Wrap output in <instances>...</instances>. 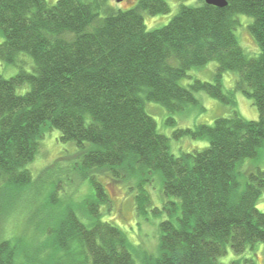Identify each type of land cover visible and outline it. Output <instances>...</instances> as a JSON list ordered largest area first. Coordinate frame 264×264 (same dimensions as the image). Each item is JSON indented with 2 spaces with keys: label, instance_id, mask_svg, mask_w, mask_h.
Returning <instances> with one entry per match:
<instances>
[{
  "label": "trees",
  "instance_id": "trees-1",
  "mask_svg": "<svg viewBox=\"0 0 264 264\" xmlns=\"http://www.w3.org/2000/svg\"><path fill=\"white\" fill-rule=\"evenodd\" d=\"M107 2L0 0V60L16 65L26 54L34 63L31 72L21 69L9 79L0 72V219L20 203H35L36 183L46 194V213L28 217L30 227L44 231L41 245L1 234L0 264H257L243 255L264 246V212L257 208L264 170L249 173L242 187L239 168L264 150V0H227L225 8L200 0L152 31L143 13H170L165 0H140L102 18ZM241 16L252 19L257 56L239 43ZM211 62L218 64L214 83L180 84L191 69ZM228 72L239 78L225 91ZM197 92L234 107L235 93H242L259 120L234 111L213 125L178 130L176 137L207 146L176 156L146 104L174 115L196 105ZM53 130L73 152L63 151L36 180L28 166ZM106 180L126 186L138 215L151 211L161 220L153 253L104 219V210L112 212ZM84 186L90 196L52 211ZM230 249L238 258L221 262Z\"/></svg>",
  "mask_w": 264,
  "mask_h": 264
},
{
  "label": "rangeland",
  "instance_id": "rangeland-1",
  "mask_svg": "<svg viewBox=\"0 0 264 264\" xmlns=\"http://www.w3.org/2000/svg\"><path fill=\"white\" fill-rule=\"evenodd\" d=\"M47 1L55 4L59 0ZM165 1L171 9L170 13L158 14L156 16L143 13L145 23L149 31L161 29L167 26L173 18L179 14L181 6L197 7L201 4L200 0ZM139 2L140 0H108L104 6L100 7L99 14L102 18H105L112 13L120 11L125 12L136 8L139 5ZM241 21L242 26L238 28L236 32L239 43L249 56H257L260 49L254 38L251 36L248 28V24L252 22V19L241 16ZM2 33L3 32L0 29V45L4 42V35ZM33 67L34 63L32 58L26 54L19 55L18 64L16 65L6 64L0 60V72L8 79L16 76L21 69L31 72ZM217 71V62H211L205 67L193 68L188 72L187 77L184 78L180 84L184 87H188L194 84V81L196 80L214 83ZM238 78L239 74L237 73H225L223 75L224 90L228 91L234 89ZM28 88L29 87L27 86L25 89H21L19 93L24 94ZM195 96L198 101L196 105H188L183 111L174 115H171L162 105L158 103L147 102L146 104V110L156 120L159 132L170 138L171 151L176 156H180L183 152H190L193 149H202L204 146H207L206 142H198L185 137H176L175 134L178 130H184L187 128L195 129L198 125H213L218 118L230 117L233 115L234 111L238 112L239 115L248 121L259 120V113L253 104V100L246 97L242 93H235V100L237 103L236 107L233 105H226L221 101L210 97L204 92H197ZM171 119L173 122H169ZM59 136L60 133L57 130H53L46 135L44 141L42 142L43 145L41 144L42 149L40 154L37 156L36 160L28 166V169L32 172V175L36 180H39V177L43 175L46 167L51 166L54 161L62 155L63 151L69 149L73 152V147H67L66 145H61L57 142L59 140ZM258 169L264 170L263 149L259 158L248 159L240 166L239 172L242 187L246 186L249 173L256 172ZM107 182L108 181L106 180L105 184L111 198L112 212L109 214L107 210H104V219L125 230L130 240H132L134 244L139 245L141 250L153 253L157 248V230L161 220L154 217V215L150 213L151 211H149V215L147 213L148 216L138 215L137 210L135 212V198L127 193L126 186L120 183L107 185ZM160 188V184L155 187L156 190H159ZM33 189L36 190L34 195L35 203H20L16 206L17 210L13 214H5L0 219V236L2 237V235H4L6 236L5 238L14 236H17V238L21 237L27 247L39 248L44 231L42 228H36L34 225L30 227L28 224V217L33 216L38 210L39 212H37V214L41 212L40 215H37L39 217H42V215L46 213V209H44L46 206H41L44 204L46 194L45 192L44 194L42 193V187H39L37 183L36 187L34 186ZM90 195L91 190L87 188V186H84L76 194H72L70 199L69 197H66V195L62 196V207L59 205L54 208L53 205L52 211H54V209L56 211L63 210L66 203H69L70 201L72 202V200L75 203H79L83 198ZM67 196L69 195L67 194ZM153 198L156 201H159V193L154 192ZM153 206H156L154 204V200ZM257 208L261 212H264V194L258 202ZM41 225L44 226L43 224ZM1 240L5 239L3 238L0 239V241ZM263 256L264 246L260 243L255 252L249 250L245 253V255H243V258L252 257L255 259L257 264H263ZM236 258H238V256L230 249L228 255L221 258L220 261L223 263H229Z\"/></svg>",
  "mask_w": 264,
  "mask_h": 264
},
{
  "label": "water",
  "instance_id": "water-1",
  "mask_svg": "<svg viewBox=\"0 0 264 264\" xmlns=\"http://www.w3.org/2000/svg\"><path fill=\"white\" fill-rule=\"evenodd\" d=\"M119 1H123V0H119ZM205 3L218 8H225L228 6L227 0H205Z\"/></svg>",
  "mask_w": 264,
  "mask_h": 264
}]
</instances>
